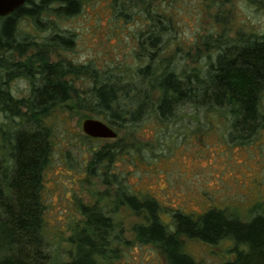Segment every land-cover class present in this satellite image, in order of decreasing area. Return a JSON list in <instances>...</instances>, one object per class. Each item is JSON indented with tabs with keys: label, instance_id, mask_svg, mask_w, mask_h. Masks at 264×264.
Masks as SVG:
<instances>
[{
	"label": "rangeland",
	"instance_id": "rangeland-1",
	"mask_svg": "<svg viewBox=\"0 0 264 264\" xmlns=\"http://www.w3.org/2000/svg\"><path fill=\"white\" fill-rule=\"evenodd\" d=\"M155 14L170 25L163 36L170 43L165 56L179 74L204 69L214 58V46L240 31L264 34V0H89L76 15L51 12L42 18L46 25L36 27L26 19L19 29L39 43L51 33L72 38L70 47L50 51L49 63L86 65L99 76L139 87L136 69L147 64L149 54L140 49L138 37L146 35ZM34 52L30 49L26 57ZM74 85L84 96L91 79L76 80ZM9 90L13 98L25 99L29 85L18 79ZM259 110L264 114V93ZM89 118L68 102L45 119L52 130L53 150L42 181V233L55 263L70 258L69 237L82 225L81 206L95 205L112 218L121 235L107 259L97 258L99 264H165L153 246L135 240L133 227L141 219L124 206L113 211L115 188L102 183L104 172L123 179L139 198L155 199L166 223L172 210L195 216L221 209L243 222L256 214L264 216V128L244 139L231 137L226 115L185 106L170 121H161L151 109L116 139L89 140L81 130ZM109 146L116 155L106 170L103 162L93 161V154ZM182 240L183 251L196 262L224 264L233 259L229 240L217 245Z\"/></svg>",
	"mask_w": 264,
	"mask_h": 264
},
{
	"label": "trees",
	"instance_id": "trees-1",
	"mask_svg": "<svg viewBox=\"0 0 264 264\" xmlns=\"http://www.w3.org/2000/svg\"><path fill=\"white\" fill-rule=\"evenodd\" d=\"M86 1L27 0L14 13L0 17V264H57L42 233L41 200L53 150L52 130L45 119L54 109L70 102L91 119L105 120L117 134L151 114V109L161 121H170L185 106L226 115L231 137L244 139L264 128L259 110L264 93V34L240 31L228 41L216 40L214 58L204 69L179 74L165 56L170 43L163 36L170 25L155 14L146 35L138 37L140 49L149 55L147 64L136 69L139 87H133V83L99 76L86 65L49 63L50 51L71 46L70 36L51 33L39 43L19 29L26 19L36 27L44 25L42 18L51 12L76 15ZM30 49L35 52L26 57ZM18 79L29 85L25 99L13 98L9 90ZM79 79H91L84 96L74 85ZM101 151L94 152L93 161L103 162L108 170L116 152L110 146ZM100 180L115 188L113 211L124 206L141 219L133 227L135 240L153 246L165 264H202L183 251V238L208 245L231 241L233 259L224 264H264L263 215L243 222L221 209L195 216L172 210L166 223L155 199L139 198L115 174L104 172ZM81 215L82 225L69 237L70 258L59 264H99L97 258L107 259L110 247L121 242L112 218L97 206H81Z\"/></svg>",
	"mask_w": 264,
	"mask_h": 264
},
{
	"label": "water",
	"instance_id": "water-1",
	"mask_svg": "<svg viewBox=\"0 0 264 264\" xmlns=\"http://www.w3.org/2000/svg\"><path fill=\"white\" fill-rule=\"evenodd\" d=\"M27 0H0V17H6L20 7H22ZM82 133L91 139L99 140H114L117 137L116 131L107 123L99 119H86L81 124Z\"/></svg>",
	"mask_w": 264,
	"mask_h": 264
},
{
	"label": "flooded vegetation",
	"instance_id": "flooded-vegetation-1",
	"mask_svg": "<svg viewBox=\"0 0 264 264\" xmlns=\"http://www.w3.org/2000/svg\"><path fill=\"white\" fill-rule=\"evenodd\" d=\"M9 87V86H8ZM93 140H99V139H93Z\"/></svg>",
	"mask_w": 264,
	"mask_h": 264
}]
</instances>
